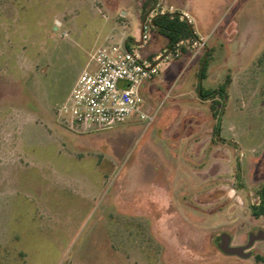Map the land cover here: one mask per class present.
I'll use <instances>...</instances> for the list:
<instances>
[{
  "label": "rangeland",
  "instance_id": "rangeland-1",
  "mask_svg": "<svg viewBox=\"0 0 264 264\" xmlns=\"http://www.w3.org/2000/svg\"><path fill=\"white\" fill-rule=\"evenodd\" d=\"M137 3L0 0V264H263L264 217L249 205L264 185V0H159L209 27L197 53L181 49L187 95L168 137L163 102L150 122L91 134L55 117L110 23L127 12L137 31ZM203 55L205 89L230 81L221 141L196 94ZM249 233L247 258L217 247Z\"/></svg>",
  "mask_w": 264,
  "mask_h": 264
},
{
  "label": "built area",
  "instance_id": "built-area-1",
  "mask_svg": "<svg viewBox=\"0 0 264 264\" xmlns=\"http://www.w3.org/2000/svg\"><path fill=\"white\" fill-rule=\"evenodd\" d=\"M166 12L176 11L173 7H162L158 2L142 22L141 45L149 40L152 18ZM179 13L181 19L193 24L188 14ZM204 44V39L195 32V37L172 49L165 48L151 60L143 58L134 48L127 50L115 44L101 47L91 56L94 68H86L79 74L65 100L56 106L55 117L68 128L76 127L84 132L108 130L134 116L150 122L152 117L140 110L139 87L154 78L162 66L179 58L182 48L197 53ZM120 82L125 86L121 87Z\"/></svg>",
  "mask_w": 264,
  "mask_h": 264
},
{
  "label": "crops",
  "instance_id": "crops-1",
  "mask_svg": "<svg viewBox=\"0 0 264 264\" xmlns=\"http://www.w3.org/2000/svg\"><path fill=\"white\" fill-rule=\"evenodd\" d=\"M140 4H141L140 2L137 3V6L139 8H140ZM169 7H173L174 9H177L176 7L172 5ZM178 12L188 14L187 12L191 13V10L189 9V11H187L184 9L181 11L178 10ZM139 13H137L136 15V19H137V31L136 32L135 31L132 32V27L130 25L127 12H124L123 14L125 15V17L123 19L122 24L111 22L110 30L103 36L99 47L101 48V47L110 45L112 43H117V44H121L122 46H124V44L127 42V45L130 49H133V48L137 49L139 53L141 54V56L146 59H152V56L158 50L164 49L166 47V40L164 37H162L158 33L156 34L151 33L149 40L144 45L140 44V19H139L140 15ZM191 17L193 18V26L197 34L200 35L209 28V27L203 28V26H199L198 28H195L196 20L194 16H191ZM189 62H190V59H189L188 54L181 55L175 61L169 62L165 64L164 66H162L159 73L154 78L148 81H145L139 87L140 110L142 113H144L145 115H151L152 111L155 110V107L157 106V104L159 105L160 103L163 102L165 105L161 110H158L157 112L161 119H165V122H164V125H162V127L156 128V133L158 132L163 135L171 134L170 131L172 129V124L174 125L177 118L180 116V112L183 111V110L179 111L180 109L178 108L177 105L179 103L184 102L186 99L187 92L183 88L184 80L181 78V74L184 71V69L187 68V65L189 64ZM90 64L87 66V68L89 70H92L94 68V64L93 63H90ZM77 78L73 81L72 85L70 86L67 94L65 95L62 101H64L67 95L69 94ZM119 85L123 87L125 86V83L120 82ZM133 120L137 121L138 116L132 117V119H130L129 121L131 122ZM178 126H176V128ZM186 129L184 126L183 131L186 132ZM178 130L176 132L177 135H179ZM191 130L192 129H190V131H188L187 133H191ZM78 133L81 135L85 133L91 134V132H84V131H80ZM174 138L177 139L176 143H179V144L183 143L182 141L184 140L183 137H174Z\"/></svg>",
  "mask_w": 264,
  "mask_h": 264
},
{
  "label": "trees",
  "instance_id": "trees-1",
  "mask_svg": "<svg viewBox=\"0 0 264 264\" xmlns=\"http://www.w3.org/2000/svg\"><path fill=\"white\" fill-rule=\"evenodd\" d=\"M141 3L140 7V22L142 23L154 10L159 0H136ZM152 29L165 38L166 48L172 49L176 44L182 41H188L195 37V29L193 24H190L187 20L180 18L179 12L157 14L151 20ZM125 49L130 50L127 42L123 46ZM182 52L185 53L186 49L182 48ZM208 55H203L199 60V66L197 71V84L196 94L201 101H210V112L212 118L215 120L213 126V138L221 141V117L223 109L227 100V88L229 86V77H226L223 83L216 88L205 89L202 86V81L206 77V71L209 64ZM251 215L255 218L264 217V185H260L256 192L253 202L249 205ZM254 259L258 263L264 264V254L254 255Z\"/></svg>",
  "mask_w": 264,
  "mask_h": 264
},
{
  "label": "water",
  "instance_id": "water-1",
  "mask_svg": "<svg viewBox=\"0 0 264 264\" xmlns=\"http://www.w3.org/2000/svg\"><path fill=\"white\" fill-rule=\"evenodd\" d=\"M261 236L263 237L262 233H260V237ZM217 239L221 240L220 243L217 244V247L223 254L247 258L250 256V253H245V250L249 249L254 244L256 238H249V241L246 245L236 247L230 245L231 237L227 234H222Z\"/></svg>",
  "mask_w": 264,
  "mask_h": 264
},
{
  "label": "flooded vegetation",
  "instance_id": "flooded-vegetation-1",
  "mask_svg": "<svg viewBox=\"0 0 264 264\" xmlns=\"http://www.w3.org/2000/svg\"><path fill=\"white\" fill-rule=\"evenodd\" d=\"M258 232H259V231H258ZM258 232H256L255 234H257ZM255 234H253V233H249V234H248V237H247V242H246V244L248 243V241H249V238H252V239L254 238V235H255ZM220 241H221V240H219V242H218V243H220ZM218 243H217V244H218ZM230 245H231V243H230ZM243 246H244V245H243Z\"/></svg>",
  "mask_w": 264,
  "mask_h": 264
}]
</instances>
